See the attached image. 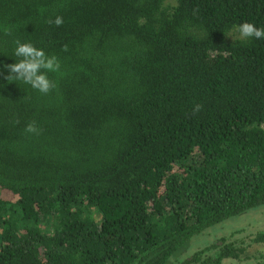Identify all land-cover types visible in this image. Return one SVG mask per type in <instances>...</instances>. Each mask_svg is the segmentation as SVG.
I'll use <instances>...</instances> for the list:
<instances>
[{"label": "trees", "instance_id": "obj_1", "mask_svg": "<svg viewBox=\"0 0 264 264\" xmlns=\"http://www.w3.org/2000/svg\"><path fill=\"white\" fill-rule=\"evenodd\" d=\"M244 22L264 28V0H0V264L237 258L226 237L185 254L264 208V39H232ZM16 40L59 59L48 94L7 81Z\"/></svg>", "mask_w": 264, "mask_h": 264}, {"label": "clouds", "instance_id": "obj_2", "mask_svg": "<svg viewBox=\"0 0 264 264\" xmlns=\"http://www.w3.org/2000/svg\"><path fill=\"white\" fill-rule=\"evenodd\" d=\"M47 23L61 26L63 18L56 16L54 20L49 19ZM5 31L7 32V30ZM236 31L239 34L237 37L228 36L242 41L249 38L264 39V28H258L250 22L238 25ZM15 44L14 57L20 59L16 60L15 63L6 65L9 70V75L6 77L7 81H20L30 85L42 94H48L55 88V83L48 78L47 73L58 72L60 70L59 59L54 55L48 56L43 49L37 48L30 42L16 40ZM64 50H67L66 45L64 46ZM201 107V105H196L193 112H199ZM24 131L25 133L39 134L41 129L37 127L35 121H32L26 124Z\"/></svg>", "mask_w": 264, "mask_h": 264}, {"label": "rangeland", "instance_id": "obj_3", "mask_svg": "<svg viewBox=\"0 0 264 264\" xmlns=\"http://www.w3.org/2000/svg\"><path fill=\"white\" fill-rule=\"evenodd\" d=\"M178 2L179 0H165V6H174ZM162 192L163 190H161ZM2 193L6 199L14 198V195L8 191ZM218 226L195 236L185 256L193 255L196 251L202 250L217 242L220 238L226 237L234 243V250L239 256L234 259H224L221 264H255L256 262L264 261V242L255 240L257 234L264 231L263 207L247 213L241 218L233 219L222 227ZM208 253L210 254V252Z\"/></svg>", "mask_w": 264, "mask_h": 264}]
</instances>
